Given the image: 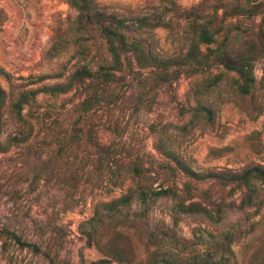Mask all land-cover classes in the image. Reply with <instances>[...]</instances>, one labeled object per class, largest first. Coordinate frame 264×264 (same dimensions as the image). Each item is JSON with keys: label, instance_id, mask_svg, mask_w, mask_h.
Masks as SVG:
<instances>
[{"label": "rangeland", "instance_id": "1", "mask_svg": "<svg viewBox=\"0 0 264 264\" xmlns=\"http://www.w3.org/2000/svg\"><path fill=\"white\" fill-rule=\"evenodd\" d=\"M93 2L88 22L68 0H0V264H183L227 244L230 264H264V187L244 206L220 178L264 168V53L249 94L226 62L263 46L264 0ZM112 18L141 60L115 63Z\"/></svg>", "mask_w": 264, "mask_h": 264}, {"label": "trees", "instance_id": "2", "mask_svg": "<svg viewBox=\"0 0 264 264\" xmlns=\"http://www.w3.org/2000/svg\"><path fill=\"white\" fill-rule=\"evenodd\" d=\"M72 7H74L80 15L89 22V20H101L100 18H105L103 13H100L98 10V7L94 4L93 0H68ZM247 3H245V7L243 6H237L235 8L236 11L240 10V12L244 11L246 14H250L251 10L255 9V6H260L261 3H258L259 0H246ZM256 2V5L253 3ZM252 5V6H251ZM251 6V7H250ZM250 7V9H248ZM253 12V11H252ZM109 25H103L102 23L98 24L99 30H101V34L106 39L109 47V52L112 54V57L116 64L119 65L121 62L122 54L127 52H132L136 55V58L138 57L139 60L143 58L145 51L144 47L137 43V42H130L126 39L124 34H122L118 28H121L122 25H124L123 21L111 19V21H108ZM198 41L199 43L203 44H211L214 42V35L215 33H211L206 29H201L198 32ZM262 39L264 40V36H262ZM251 48H254L252 51L251 49H247L250 51L249 54H245L243 52L239 53L236 59H226V62L230 66V69L236 71L240 78L242 79V82L239 84V90L243 94H249L251 90L256 85V79L254 77L253 73V63L260 58L264 53V41L263 46L259 49L255 48L254 45H251ZM215 55V54H214ZM209 55L208 57L211 59L212 56ZM217 56V55H215ZM219 57V56H218ZM141 63V62H140ZM166 63L162 61H158L156 58L151 57L147 63H145V66H151L156 67L159 71V69L165 68ZM207 64V63H205ZM95 75L90 73V71H79L73 76L72 83L79 82L83 83L84 78H92ZM69 87L66 88H60L58 90H61L63 92L67 91ZM55 89L52 90V92ZM32 95H36V92H24L18 102L15 104V108L17 109V113L21 115V112L24 110V106L28 104L29 99ZM5 99V91L0 87V106L3 104ZM87 103H84L86 105ZM139 172V169L136 168ZM222 180V183L224 186H233V191L241 190L245 192L244 195V206H252L255 204V200L258 198V190L256 189L258 185H262L264 187V168L263 167H254L249 168L245 170L242 173H233L231 175H223L220 177ZM245 190V191H244ZM163 194V193H161ZM128 198H124L123 202H128ZM182 211L187 213H194V212H206L211 213L208 211L205 207H203L200 204H191L188 206H182ZM9 234L20 246L22 247H29L30 244L23 242L22 239L17 236L14 233H7ZM228 240V239H227ZM227 244V243H226ZM223 255L219 258L217 255H209L205 257V259L199 257L195 258V260H187L183 261V264H230V257L233 256V251L231 249V245H223ZM37 250V249H36ZM228 253V257L226 254Z\"/></svg>", "mask_w": 264, "mask_h": 264}]
</instances>
